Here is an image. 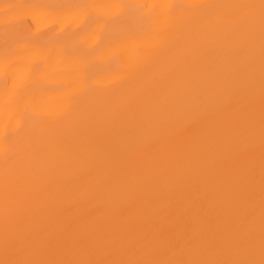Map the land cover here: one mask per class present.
Here are the masks:
<instances>
[{
  "label": "snow or ice",
  "instance_id": "1",
  "mask_svg": "<svg viewBox=\"0 0 264 264\" xmlns=\"http://www.w3.org/2000/svg\"><path fill=\"white\" fill-rule=\"evenodd\" d=\"M22 9L53 24L10 39ZM113 23L135 62L96 81L74 37L112 47ZM0 27V264H264V0L9 4Z\"/></svg>",
  "mask_w": 264,
  "mask_h": 264
},
{
  "label": "bare ground",
  "instance_id": "2",
  "mask_svg": "<svg viewBox=\"0 0 264 264\" xmlns=\"http://www.w3.org/2000/svg\"><path fill=\"white\" fill-rule=\"evenodd\" d=\"M58 4V3H90V4H113L119 3L129 6L136 5H160V4H190V3H210V4H233V3H259V0H0V11H2L4 5L9 4ZM164 9H139L136 7H130L126 9L128 17L132 19L133 26H139L148 21V17L145 15L148 12H153L154 15L151 18L156 23H168L169 18L164 15ZM182 10H177L176 15H182ZM79 20H73L68 23V28L74 29L79 25ZM53 24L52 17L40 12H35L29 9H22L18 12L14 19V27L12 29L14 37H25L36 32H44ZM100 26H93L84 32H79L74 39L80 42V46L84 49L89 62L97 66L96 81H108L113 75L122 72L131 63L135 62V57L131 50L120 51L119 55H115L117 50L123 49L124 39L123 36L129 31V25L124 23H113L107 26L105 32L109 39L116 42L112 47L108 46V40H100L101 36L99 28ZM95 29V30H93ZM5 37L2 27H0V51L3 50ZM114 89V96L122 94L123 89H116L115 85L109 86ZM106 89L100 86L92 94L95 102L103 108V106L111 102V98L105 97ZM85 104L90 102V99H86ZM63 134L68 138L70 144L85 140L90 131L87 127L74 129L71 125H66L63 129Z\"/></svg>",
  "mask_w": 264,
  "mask_h": 264
}]
</instances>
